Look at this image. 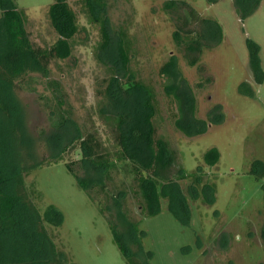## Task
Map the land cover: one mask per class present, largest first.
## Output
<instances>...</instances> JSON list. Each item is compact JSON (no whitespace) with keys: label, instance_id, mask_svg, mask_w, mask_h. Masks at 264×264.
<instances>
[{"label":"rangeland","instance_id":"374dc122","mask_svg":"<svg viewBox=\"0 0 264 264\" xmlns=\"http://www.w3.org/2000/svg\"><path fill=\"white\" fill-rule=\"evenodd\" d=\"M15 1L31 43L44 48L54 44L59 37L49 18L54 0ZM105 1L112 45L119 35L130 44L129 70L154 92L153 122L158 136L175 151L174 174L181 170L187 174L179 182L188 201L181 213L188 214L179 217L162 198L160 212L147 215L139 176L128 161L115 162L105 176L104 188L94 184L87 191L66 166L69 163L75 173L86 176L80 165L78 133H93L111 159L118 151L105 112L112 70L109 61L100 59L105 55L100 49L104 14L96 15L95 21L86 0H68L78 23L70 41L71 55L52 60L48 76L38 71L26 74L8 101L10 108L17 103L18 130L32 140L31 155L24 153L22 158L29 197L41 215L50 204L61 213L59 226L44 221L56 246L66 253L68 264H129L115 242L116 232L140 264H264V179L249 172L254 159L264 161V82L257 84L253 78L247 47V38L260 45L264 70V0L244 20L236 12L235 0H187L202 16L216 19L224 34L223 41L206 49L195 66L187 63L175 43L177 18L164 9L166 0ZM172 55L193 90L197 117L208 122L200 135L187 136L175 125L177 106L166 95L160 74ZM243 82L250 85L253 97L239 91ZM221 114V122L210 121V116ZM4 115L0 110V119ZM63 115L66 124L55 125ZM59 143L63 158L53 163ZM212 147L221 156L216 165L209 166L204 154ZM40 161L42 165L31 170ZM196 171L202 179L194 186L202 192L204 185H211L213 204L201 193L192 197ZM32 191H36L34 196Z\"/></svg>","mask_w":264,"mask_h":264},{"label":"trees","instance_id":"16d2710c","mask_svg":"<svg viewBox=\"0 0 264 264\" xmlns=\"http://www.w3.org/2000/svg\"><path fill=\"white\" fill-rule=\"evenodd\" d=\"M215 1L217 0H208L209 3ZM235 1L236 12L242 20L249 17L261 2ZM86 5L95 21L98 20L96 15L104 14L101 22L100 49L105 50L106 58L100 55V59L109 61L112 70L106 89L105 112L113 126L118 151L111 159L109 153L102 151L103 147L93 133H78L76 140L80 142V165L86 176L75 173L69 163L66 166L73 172L79 186L87 191L94 184L104 188L105 176L115 162L128 161L139 176L147 215L152 216L160 212L163 198L169 201L171 209L179 217L183 214L185 216L188 213L181 212L188 201L179 180L187 174L182 170L179 174H174L175 151L170 148L166 139L158 136L153 122L156 113L154 92L149 85L138 80L134 73L130 72V44L125 37L119 35V41L112 45L104 12L106 1L86 0ZM163 7L177 18V30L174 31L173 37L190 66L199 63L206 49L213 48L223 41L221 24L212 17L202 16L189 1L166 0ZM49 18L59 35L58 39L46 48L35 46L29 39L25 17L16 1L0 0V110L5 113L4 118L0 119V264H68L69 261L66 253L56 246L44 224V221H47L59 226L62 223L59 209L50 204L41 215L29 197L24 177L27 169L22 158L24 153L31 155L29 146L32 140L28 139L21 129L18 130L21 122L17 114V103L11 108L8 105V101L14 98L15 90L24 82L21 79L26 74L38 71L43 73L44 77L48 76L52 60L68 58L72 53L70 41L78 32V23L76 13L68 0H54L49 7ZM247 47L253 78L257 84H262L264 70L260 57L261 47L252 38H247ZM112 49L114 53H111ZM160 74L164 77L166 95L172 97L177 106V129L187 136L206 132L208 122L197 117L195 95L183 77L175 55L161 66ZM239 91L244 95L254 96L247 82L240 85ZM219 115L214 118L210 116V121L221 122L223 115ZM65 117L61 116L55 125L66 124ZM20 145L24 146L21 152L18 150ZM62 148L61 143L57 144V153L51 159L53 163L62 160ZM220 156L218 148L212 147L205 152L204 160L209 166H214L219 162ZM42 162H36L31 170L39 168ZM92 172L97 173L98 177L94 178ZM249 172L256 179H264V161L254 159ZM201 179L202 176L196 171L194 184L191 185L192 197L196 199L201 193L207 203L213 204L215 191L212 186L204 185L202 192L197 188ZM195 184L197 186H194ZM261 187L264 194V182ZM209 190H212L211 198L208 196ZM35 194L36 191L31 192V196ZM261 235L264 239V227ZM115 242L129 264H140L116 232Z\"/></svg>","mask_w":264,"mask_h":264}]
</instances>
